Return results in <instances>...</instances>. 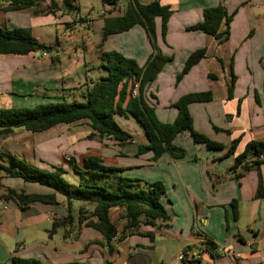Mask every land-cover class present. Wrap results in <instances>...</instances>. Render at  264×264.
<instances>
[{
  "label": "crops",
  "instance_id": "crops-1",
  "mask_svg": "<svg viewBox=\"0 0 264 264\" xmlns=\"http://www.w3.org/2000/svg\"><path fill=\"white\" fill-rule=\"evenodd\" d=\"M98 1L97 8L81 15L78 0L75 16L61 8V0H55L57 8L45 14L34 11H46L47 0L16 12H4L7 3L0 5V28H7L10 15L16 19L17 14L25 16L33 37L49 47L46 57L41 51L26 56L0 55V109L16 107L26 88L35 87V78L47 93L59 91L63 98L84 99L87 85L106 76L104 53L116 51L140 67L158 52L168 62L145 87L147 105L154 108L160 122L171 123L176 117L171 105L180 97L210 93L211 101L191 104L189 113L194 129L223 148L213 150L192 142L188 150L182 148V158L165 153L153 161L150 152L136 154L137 145H145L147 139L130 115L115 116L131 136L122 146L110 139L89 138L87 121L38 134L22 129L1 132L0 149L12 145L6 153L9 161L18 157L44 170L59 166L66 174H75V167L82 168L81 174H75L72 187L99 186L116 191L122 178L131 181L130 191L147 193L151 184L160 182L164 187L161 203L169 220L154 227L127 228L122 210L111 209L109 219L117 233L108 251L98 231L78 224L80 204L75 205V201L70 206V223L49 234L52 224L67 216L64 197L57 195L54 205L32 203L25 208L13 200H0V208L7 207L5 212L0 209V264L28 258L43 264H264V155L254 160L251 152L235 165V158L247 144L264 142V0H157L169 7L171 15L164 36L160 18L155 19L156 50L139 26L102 41L105 15L100 12L107 8ZM151 1L138 0L143 5ZM128 2L117 0L113 14H122ZM216 6L227 14L234 13L226 40L187 31L202 21L204 9ZM225 29L223 21L219 29L222 36ZM201 49L205 50L204 57L176 82L189 55ZM230 85L231 97L227 98ZM44 95L45 99L59 98ZM71 126L83 129L76 131ZM178 136L174 145L181 147L176 140L183 142L188 136ZM234 140H238L236 148L227 154ZM89 157L99 158L107 170H86L84 160ZM0 163L9 164L3 158ZM8 190L52 192L0 174V195ZM232 202L236 203V220L231 216ZM184 251L189 252V258L179 259Z\"/></svg>",
  "mask_w": 264,
  "mask_h": 264
},
{
  "label": "trees",
  "instance_id": "trees-1",
  "mask_svg": "<svg viewBox=\"0 0 264 264\" xmlns=\"http://www.w3.org/2000/svg\"><path fill=\"white\" fill-rule=\"evenodd\" d=\"M38 0H0V5L7 3L4 12H16L32 8ZM49 2L46 11H34L35 14H45L57 8L55 0ZM78 0H61V8L66 12L76 11L75 3ZM105 9L102 26V41L108 36L117 35L139 26L146 32L151 46H155V19L161 20V35L166 32L167 21L171 10L162 6L157 0L148 4H140L138 0H129L124 12L114 15L117 0H100ZM234 13L227 14L221 6L203 10L202 21L187 28V31H201L221 41L228 37V25ZM224 21L227 26L223 36L219 32ZM49 47L39 43L32 35L30 28H0V55L26 56L38 51H48ZM205 55V50H197L186 59L180 74L176 77L178 82L194 65ZM103 67L106 76L89 83L86 87L84 102L72 101L48 103L38 105L33 109L10 108L0 109V133H9L13 129H22L32 134L45 132L59 125H70L80 121H87L91 129L89 138L110 139L118 145H124L131 140V136L116 122L115 116L126 118L130 115L142 128L147 143L137 145L136 154L152 153V160L157 161L167 153L172 158H182L184 150L174 145L178 135L188 134L194 144H203L213 150L222 149L223 146L209 140L205 135L196 131L189 113L191 104L211 101V94L192 93L180 97L171 105L176 110V117L171 123H162L158 120L155 110L149 107L144 99V90L148 83L153 81L168 59L156 52L150 55L143 66L122 54L111 51L103 54ZM232 78V83H233ZM133 81L138 83L137 95L132 96ZM232 85L228 87L227 98L231 97ZM238 140L231 142L227 154H232ZM254 160L264 155V142H251L244 151L235 158V165H239L249 153ZM1 162V158H0ZM102 161L97 157L84 160L83 167L90 172L106 171ZM73 172L81 174L83 169L75 167ZM0 174L19 178L25 183L37 184L49 188L48 194H24L8 190L0 195V200H13L19 208H25L32 203L47 205L56 204V196L60 195L66 200L67 216L61 222H54L49 234L55 232L61 225L70 223V206L73 201L85 207L78 208V224L98 231L103 237V245L108 251L110 242L117 231L109 219V211L114 208L122 210V216L127 228H137L141 225L154 227L158 222L169 220L161 198L164 187L160 182L150 185L147 193H136L129 190L131 181L121 178L116 191L105 187L93 186L91 188L72 187L64 178L66 170L59 166H52L51 170H44L28 165L20 160L11 158L9 166L0 163ZM233 220L237 219L236 203L229 205ZM86 208V209H85ZM90 208V209H88ZM88 209V210H87ZM95 218V221L90 220ZM87 220V221H85ZM65 236V235H64ZM151 239L152 237L149 236ZM213 247L211 242H208ZM12 264H43L37 259H14Z\"/></svg>",
  "mask_w": 264,
  "mask_h": 264
},
{
  "label": "rangeland",
  "instance_id": "rangeland-1",
  "mask_svg": "<svg viewBox=\"0 0 264 264\" xmlns=\"http://www.w3.org/2000/svg\"><path fill=\"white\" fill-rule=\"evenodd\" d=\"M79 3H80V14L83 15L85 14V12L91 8H97L99 6V1L98 0H79ZM16 14V13H15ZM76 13L73 12V16H75ZM26 18L25 16H20L19 14H17V19L15 16H12L10 15V17L8 18V21L7 22V29L8 30H12L14 28H28L26 27ZM47 19L49 20H52V17H47ZM17 20H20L21 21V24L20 25H17ZM37 77V76H35ZM39 79V77H38ZM37 79L35 78V87L33 88H26L28 91L26 93V95H24L23 97H21L20 99L18 98L17 100L19 101L18 103H16V107H13V108H25V109H33L35 108L36 106L38 105H43V104H48V103H57V102H64V103H71L72 101H77V102H84V99H82L81 97L79 96H76L75 98H71V97H66L63 98V96H61V94H58L60 93L59 91H52V92H46L45 90H41L39 87H38V83L36 81ZM46 94L47 96L49 94H51V96H59V98H49V99H45V95ZM10 109V108H9ZM12 109V108H11ZM70 128H72L73 130H81L83 128H77L75 126H71ZM184 135L188 136V134H181L179 135L178 137H183ZM176 142L178 144H180V148H187L188 145H192V141L190 140L189 136L187 138H184L183 139V142L181 141V138H178L176 140ZM12 145H8V147H3L2 149H0V152L2 154H0L1 158H3V160L8 164L10 161H9V157L6 156V153L9 152V148H11ZM184 149V150H185ZM188 150V149H186ZM185 150V151H186ZM18 160H22L18 157H16ZM26 162V161H24ZM27 164V162H26ZM9 166V164H8ZM76 177L75 174L73 173H70V174H64L63 175V178L69 183L71 184V186H73V184H75V181H76ZM19 181V180H18ZM20 182V181H19ZM75 203V205H78L80 204L79 202H73ZM82 205H80L79 207H81ZM82 207H85V206H82ZM86 209V208H85ZM90 209V208H88ZM87 209V210H88Z\"/></svg>",
  "mask_w": 264,
  "mask_h": 264
},
{
  "label": "built area",
  "instance_id": "built-area-1",
  "mask_svg": "<svg viewBox=\"0 0 264 264\" xmlns=\"http://www.w3.org/2000/svg\"><path fill=\"white\" fill-rule=\"evenodd\" d=\"M100 15H104V11L100 12ZM87 24H89V21L87 22ZM41 56L42 57H46V51H41ZM137 87H138V83L133 81V90L131 92L132 96H136L137 95ZM262 158V157H260ZM2 212H5L7 210V207L3 206L2 208H0ZM207 246L209 247V243H207ZM189 258V252L184 251L182 253L179 254V259H188Z\"/></svg>",
  "mask_w": 264,
  "mask_h": 264
}]
</instances>
